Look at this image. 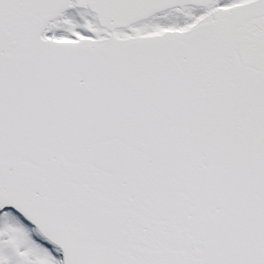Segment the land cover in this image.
<instances>
[{"label":"snow or ice","instance_id":"1","mask_svg":"<svg viewBox=\"0 0 264 264\" xmlns=\"http://www.w3.org/2000/svg\"><path fill=\"white\" fill-rule=\"evenodd\" d=\"M0 264H264V0H0Z\"/></svg>","mask_w":264,"mask_h":264}]
</instances>
